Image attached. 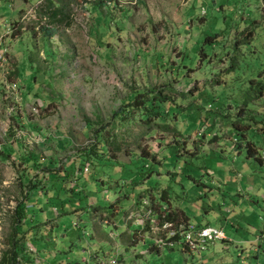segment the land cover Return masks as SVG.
<instances>
[{
    "label": "rangeland",
    "instance_id": "374dc122",
    "mask_svg": "<svg viewBox=\"0 0 264 264\" xmlns=\"http://www.w3.org/2000/svg\"><path fill=\"white\" fill-rule=\"evenodd\" d=\"M41 2L0 0V258L17 205L42 177L26 203L18 264H258L248 250L264 236V137L246 133L261 161L232 152L246 131L230 123L237 110L228 105L241 102L249 69L264 73V0H62L69 24L51 39L35 13ZM148 89L174 98L160 122L169 129L145 133L112 159L78 163L92 131ZM256 105L261 112L249 115L259 120L264 97ZM142 151L160 175L140 174ZM64 169L75 177L61 178ZM162 191L191 224L222 229L227 251L211 263L160 254L163 228L146 212L142 230L137 216L150 195L162 202ZM252 246L264 264V239Z\"/></svg>",
    "mask_w": 264,
    "mask_h": 264
},
{
    "label": "trees",
    "instance_id": "16d2710c",
    "mask_svg": "<svg viewBox=\"0 0 264 264\" xmlns=\"http://www.w3.org/2000/svg\"><path fill=\"white\" fill-rule=\"evenodd\" d=\"M101 6L103 5H101L100 2L95 3V7L97 9ZM68 10V5L64 4L62 0H42L35 11L36 15L40 19L43 18L45 20V24L40 28L42 37L51 39L53 36H55L60 28L68 27ZM261 30L264 32V26ZM212 36L213 37L210 36L208 39L212 40L214 37H219L217 34ZM256 37L257 35L242 43H248L250 41L252 42ZM258 38H260V36H258ZM242 43L236 46L238 47ZM201 55L203 57H207L205 54ZM212 60L213 59H210V62ZM253 65H255V63H253ZM259 66L260 65H258L257 68L255 67L257 69V73H253V68L252 70L249 69L248 77L242 81L241 87L243 88V86H246V88H240V96H242L241 102L228 105V107H232L237 110L233 117L230 116L232 119L230 123H243L240 126L241 128L238 129H243L244 132L246 131L245 134H243L242 139L237 140L238 142L240 140L243 141L245 145L238 144L237 147L233 148L232 152L234 151L242 153V151H245L247 158L261 161L262 158L259 156V151L255 148L254 144L248 140L249 138L247 139L246 134L247 131L250 133L257 132L264 137V109H262L263 115H260L261 118L259 117V120L249 115V113H256V111L258 113L261 112V107L258 109L256 107V103L264 97V81L261 80L264 73L263 69H259ZM235 67V64H231L229 71L234 70ZM188 70L191 71L193 69L188 68ZM237 71H239V69ZM225 73H227V71H225ZM221 83H225V80L216 79L214 84L219 85ZM161 90L162 89H148L141 93L134 92L130 99L121 103L120 107L112 113L108 123L103 125L100 124L98 128L92 131V139L90 143L81 149V151H79L78 155L76 156V159L79 161L78 163L85 162V164L88 165L89 162H94L98 159L106 158L107 160L110 159L109 157L112 159L117 153L121 152L123 148H127L132 145L139 146L138 141L143 138V136H145V133H151L154 131L162 132V130L164 131L167 130V128L169 129L168 125H161L160 122L162 118L166 119L167 117H171V106L173 105L174 107H177V105L175 104V100L172 96L161 92ZM194 90L196 89L193 86L188 90V93H191ZM246 113H248L247 116ZM176 134L177 136L179 135L178 131ZM196 150L197 149L195 148L191 154L195 155ZM152 160L154 159L150 156L148 151L145 153L142 151L140 163L137 162L134 163V165H138V167L143 170V172L140 174H146L147 178L151 177L153 173L160 175L159 173L155 172L156 170L153 168L155 165L153 164L154 162H152ZM38 163L40 164L41 161ZM160 164L161 163L159 161L156 163V165L159 167L161 166ZM48 166H51V164ZM45 168V170L49 171L51 176H55V179L60 178V175L56 173V168ZM30 169H32V167ZM85 169L86 171L84 170L83 172H87V167ZM73 173L74 171H72V169L71 171L64 169L63 174H61V178L67 180L69 176H73ZM38 179L39 180L36 181V183H32L29 187V191L26 196L27 198L24 200V202H20L14 211V220L12 221L11 225L12 233L9 237V250L6 251L0 258V264H18L17 258L21 254V247L23 245L22 238L23 236L27 237L25 234L28 232L25 231L24 228V225L26 224L25 213L28 207L26 203L29 202L31 205L30 201L32 195L30 194L34 193L33 196L40 194V188L42 184L39 183L41 182L42 177H38ZM140 198L142 200L146 199L144 196H140ZM160 198L165 202L164 204H159L158 202L155 203V198L153 195L149 196V201L147 200L149 203L147 210H150V216L156 221V225L158 227H161L164 223H169L177 228L178 226H181L187 222V218L181 209L172 208L169 202L168 193L166 191H162ZM174 240V242L179 243V239ZM180 245L183 252L191 253V251L183 243Z\"/></svg>",
    "mask_w": 264,
    "mask_h": 264
},
{
    "label": "crops",
    "instance_id": "0c3cea01",
    "mask_svg": "<svg viewBox=\"0 0 264 264\" xmlns=\"http://www.w3.org/2000/svg\"><path fill=\"white\" fill-rule=\"evenodd\" d=\"M155 203H156V201H155ZM159 204H164L165 202L164 201H162V202H158ZM145 204H147V203H145ZM148 206V205H147ZM147 206L144 208V210L143 211H139V216H137V223L138 222H140L141 223V225L143 226L141 229L142 230H146V229H144V225L142 224V222L141 221H145L146 220V217H145V213L147 212V213H149L150 212V210H147ZM101 219H102V217H101ZM151 219H153L152 217L150 218V220ZM154 220V219H153ZM191 224L189 221H188V219H187V222L186 223H184L183 225H186V224ZM146 225L147 226H149V222L148 221H146ZM196 226H198V227H205V226H209V227H213V226H210L209 224H207V222H206V224L205 225H196ZM158 227V226H157ZM158 228H162V226L161 227H158ZM214 228H216V227H214ZM138 230V231H136V232H140V231H142V230ZM162 233H164V237H166V240H167V243H163L162 244V247L163 248H161V253L160 254H163V251L165 252V251H167L168 253H170V254H172L174 251H179L181 254H183V255H186V256H189V258H193L194 260L198 257L199 258V261H200V263H211V262H213V261H215V259H216V257H218L219 256V254H220V252L221 251H227V248H224V247H226L227 245V243H229V241H227L226 243H220V242H216V243H213V244H209V245H207L206 247H205V249L202 251V252H199V253H188V252H183L182 251V247H181V245L179 244V243H176V242H174L175 240L173 239V240H170L169 238H168V232H167V230H163V229H161L160 230ZM141 233V232H140ZM147 234H149V232H147ZM262 239H264V236L263 235H257L256 237H255V242H253L252 244H249V243H247V241H243L242 243H244V244H249L251 247H250V249L248 250V252H249V255H252V256H255L256 257V263H258L259 264V253H258V249L256 248V247H254V246H252L254 243H257L258 241H260V240H262ZM170 240V241H169ZM153 241H156V239L155 240H153ZM153 241H151V243H149V241L148 240H146V241H144L143 242V244H144V246H145V248H146V253H149V254H152L153 253V251H150L149 249L151 248L150 246L151 245H153V244H155V243H153ZM160 242V241H159ZM170 242H173V243H171V245H170ZM221 244L220 245V248L217 246V244ZM241 243V244H242ZM148 245H150L149 247H148ZM239 254H238V258H240V259H243V256H244V252H243V249L240 247L239 248ZM188 260L186 259V262H187ZM116 264H122V262H120V261H116L115 262Z\"/></svg>",
    "mask_w": 264,
    "mask_h": 264
},
{
    "label": "built area",
    "instance_id": "2783aa9c",
    "mask_svg": "<svg viewBox=\"0 0 264 264\" xmlns=\"http://www.w3.org/2000/svg\"><path fill=\"white\" fill-rule=\"evenodd\" d=\"M162 228L167 230L169 239H179L191 253L202 252L209 244L228 241L222 229L209 226L198 227L188 223L175 228L172 224L164 223Z\"/></svg>",
    "mask_w": 264,
    "mask_h": 264
}]
</instances>
